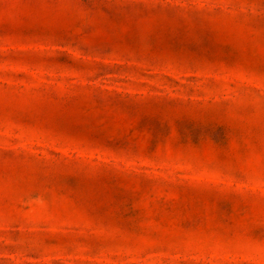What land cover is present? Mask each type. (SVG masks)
<instances>
[{"label": "rangeland", "instance_id": "374dc122", "mask_svg": "<svg viewBox=\"0 0 264 264\" xmlns=\"http://www.w3.org/2000/svg\"><path fill=\"white\" fill-rule=\"evenodd\" d=\"M0 264H264V0H0Z\"/></svg>", "mask_w": 264, "mask_h": 264}]
</instances>
